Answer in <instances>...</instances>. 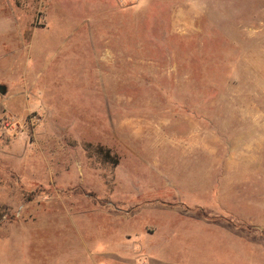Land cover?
<instances>
[{
	"label": "rangeland",
	"instance_id": "rangeland-1",
	"mask_svg": "<svg viewBox=\"0 0 264 264\" xmlns=\"http://www.w3.org/2000/svg\"><path fill=\"white\" fill-rule=\"evenodd\" d=\"M0 264H264V0H0Z\"/></svg>",
	"mask_w": 264,
	"mask_h": 264
},
{
	"label": "water",
	"instance_id": "water-1",
	"mask_svg": "<svg viewBox=\"0 0 264 264\" xmlns=\"http://www.w3.org/2000/svg\"><path fill=\"white\" fill-rule=\"evenodd\" d=\"M6 92V87L2 84H0V93H5Z\"/></svg>",
	"mask_w": 264,
	"mask_h": 264
}]
</instances>
